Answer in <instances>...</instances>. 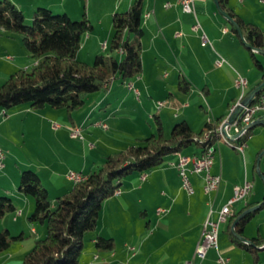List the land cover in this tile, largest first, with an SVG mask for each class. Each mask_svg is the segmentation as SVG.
Instances as JSON below:
<instances>
[{"label":"crops","instance_id":"0c3cea01","mask_svg":"<svg viewBox=\"0 0 264 264\" xmlns=\"http://www.w3.org/2000/svg\"><path fill=\"white\" fill-rule=\"evenodd\" d=\"M11 1L23 11L25 20H30L38 7L66 13L75 19L85 14L92 28L81 36L77 58L90 62L95 54L107 52L112 35V13L126 10L133 0ZM166 2L170 5L165 6ZM194 5L206 40L202 39L201 30L191 29L194 16L184 12L178 0H142L141 72L124 79L122 83L127 86L111 81L106 91L89 93L84 104L72 111L71 117L64 108L49 105L33 109L21 103L4 108L5 114L0 113V147L4 150L0 196H9L15 209L12 214L5 213L0 218V229L10 228L12 224L13 229L9 230L12 234L18 230L24 234V226L29 222L27 217L34 201L18 187L21 170H34L54 201L73 185L66 176L69 170L87 174L107 153L128 145L127 139L120 143L121 139L101 134L104 143L93 130L100 128L97 120L108 124L104 131L119 127L123 120L115 118L114 114L122 108L127 109L130 98L140 102L143 93L146 96L163 94L174 119L186 120L194 131H199L208 119L228 115L239 94L234 85L238 73L247 79V95L258 86L264 79V54L256 56L262 64L260 69L254 65L249 48L219 12L217 2L195 0ZM227 6L244 21L257 24L264 33V0H227ZM252 50L255 55L260 53ZM116 54L119 55V51ZM220 59L223 61L218 63ZM33 65L34 59L21 37L0 27V78H7L19 68L29 70ZM181 79L188 83L187 91L179 87ZM196 88H200L201 99L207 104L205 112H210L211 117L201 113L204 107L200 102L199 109L192 111L190 93ZM97 109H103L102 113ZM159 110L154 115L159 117L164 128L162 110ZM110 120L112 122L108 123ZM256 120L259 121L246 134L242 151L213 136L211 142L215 152L211 172L219 174L221 180L211 193L203 191L202 177L196 173L189 174L194 191L189 194L182 188L180 176L171 164L177 152L150 170L121 180V192L102 201L96 227L83 244L79 264H186L196 261L193 259L195 244L201 238L202 224L210 209V217L216 219L220 208L231 198L234 186L245 180L250 181V189L244 198L230 204L227 219L238 211H241L240 216L247 209H257L244 223L240 234L244 239L240 240L264 237V118ZM74 126L81 128L82 137L71 135ZM200 149L198 145L188 152H178L189 154ZM159 208L163 211L157 212ZM227 219L219 224L218 251L228 258L227 264H253V253L231 240ZM29 229L37 232L30 222ZM97 235L112 238L113 248H97ZM13 245L0 253V264L20 263L24 244H17L10 250ZM256 255L254 264H264V245L257 247ZM200 264H219L216 249L208 248Z\"/></svg>","mask_w":264,"mask_h":264},{"label":"trees","instance_id":"16d2710c","mask_svg":"<svg viewBox=\"0 0 264 264\" xmlns=\"http://www.w3.org/2000/svg\"><path fill=\"white\" fill-rule=\"evenodd\" d=\"M141 5L142 0H133L126 10L112 13V35L107 52H99L91 62H87L77 58L81 36L92 28L85 14L72 19L66 13L38 7L33 11L30 21L26 22L23 11L11 0H0V27L7 33L19 34L34 59V65L29 70L19 68L0 83V108L5 110L6 107L21 103H27L33 109L49 105L64 108L71 117L72 111L84 104L89 93L106 91L114 78L127 80L137 75L142 70ZM217 5L240 26L242 36L229 22L230 29L245 44L251 45L249 51L253 63L261 69L262 64L252 50L264 49L261 28L255 23L244 21L227 6V0H217ZM179 87L187 91L185 79L179 81ZM154 116L157 120L156 132L123 149L107 153L99 165L84 174L83 179L73 183L67 192L58 195L54 201L49 198L46 186L34 170H21L18 187L31 195L34 201L28 221L44 224L45 234L34 240L20 264H79L84 236L95 229L102 201L119 188L122 177L134 171H148L170 154L192 144H198L202 149L212 143L216 131L211 130L214 127L216 129L221 120L210 118L199 131H194L186 120H180L166 134L159 117ZM206 132L210 136L205 140ZM246 134L241 139L245 140ZM14 209L12 199L1 195L0 218ZM255 210L245 213L237 221L235 219L241 211L231 214L227 219L231 240L253 253V264L257 261V247L264 245V237L240 240L237 235L242 234L244 223ZM23 237L22 232L12 234L8 228H1L0 252ZM95 245L99 249H112L114 242L110 237L97 235Z\"/></svg>","mask_w":264,"mask_h":264},{"label":"built area","instance_id":"2783aa9c","mask_svg":"<svg viewBox=\"0 0 264 264\" xmlns=\"http://www.w3.org/2000/svg\"><path fill=\"white\" fill-rule=\"evenodd\" d=\"M195 0H178V3L181 9L184 12L191 13L194 16V22L191 25V29L194 31L201 30L202 31V39L206 40V34L202 30V27L197 19L195 12ZM170 3L166 2L165 6H169ZM148 15V13L146 14ZM180 32H177L179 35ZM105 47V45H102ZM255 49V48H254ZM223 59L218 60V63H221ZM234 85L242 91V99L240 102H235V110L240 107L239 111H243V118L241 119L240 124H233L232 119L229 120L230 117H226L223 130L233 131L240 137V141L245 146V141L241 139V137L246 134L249 130V125L256 120V118H264L263 113V104H264V89L259 91V100L256 104H253L251 108H243V100L247 96V79L241 74H237L234 79ZM137 93V91H136ZM167 103V100H159L157 102V107H161ZM1 114H5V110H1ZM97 124L101 125L103 128H107V124L101 120L97 121ZM56 125V123H55ZM211 131H221L216 130L215 127ZM71 135L82 137L81 128L79 126H74L71 130ZM215 152L214 147H203L198 152H193L189 154H184L180 152V155H177L176 159L171 162V164L176 168L180 179L181 186L187 193H192L194 191L192 182L189 178L190 173L199 174L202 177L203 183L202 188L205 193H211L215 191L220 183L221 177L219 174H215L211 172V165L213 163V157ZM3 156L1 155V147H0V165H2L1 160ZM66 176L69 180L75 183L77 180L82 179L85 175L82 172L69 170L66 173ZM144 177V175H142ZM248 180H245L242 184L234 186L233 194L231 198L228 200L226 204H224L220 210L218 211V217L216 219H212L210 217V211L205 218L202 224L201 238L196 242L193 259L196 261H188L186 264H200V261L204 258L206 251L208 248L213 247L217 251V262L219 264H227L228 258L222 255L218 251L217 245V236L219 230V224L222 221L227 219V216L231 212L230 204L236 200V197H245L246 196V188L248 184ZM121 192L120 188L116 190L115 194H119ZM163 209H157V212H161ZM17 213H20L18 211ZM125 264H132L130 262H126Z\"/></svg>","mask_w":264,"mask_h":264},{"label":"rangeland","instance_id":"374dc122","mask_svg":"<svg viewBox=\"0 0 264 264\" xmlns=\"http://www.w3.org/2000/svg\"><path fill=\"white\" fill-rule=\"evenodd\" d=\"M72 19H75V18H72ZM25 21L29 22L30 20L26 19ZM17 35H19V34H17ZM262 55H263L262 53H257L256 54L257 57H261ZM3 79L5 80L6 78H2V79L0 78V83H2L4 81ZM123 80H124L123 78L117 77V78H114L112 81H114V83L116 85L123 84V85L127 86L125 83H122ZM200 91H201L200 88H196V90L193 89L192 93H190L191 94V108H192V111H196V110L199 109V102H200L203 105V107H204L203 110L201 109V113L202 114H206L207 118L209 116L211 117L212 114H210V112H205L207 110V104H205V102L201 99ZM136 100L134 98L133 99L130 98L128 100V102H129L128 103V108L127 109H125V108L123 109L122 108L121 112H116L114 114L115 118L121 117V119L123 120L119 124L120 125L119 127H117L114 130L110 129L108 131H104V130H106V128H103L101 125L96 124L100 128H97V129L93 130L95 136L99 140L104 142V143H105V141L103 139H101V134H103L104 137L107 135L109 137L121 139L120 143H124L123 141H126V139H127L128 140L127 143L129 144V143H136L138 139L144 138V137L150 135L151 133L156 132V122H157V120H156V117L154 116V114L157 113V111L159 110L158 107H157V102L159 100H164L163 99V94L154 93V94H152V96H146L143 93L140 96V102H138V100L137 101ZM186 100H188L190 102L188 97H186ZM161 107H159V108H161ZM160 110H162L161 113H162V119H163V123H164L163 124L164 125L163 129H164V132L166 134H168L170 129H171V127H172V125L177 120L174 119V117L172 116L168 106L163 105L162 109H160ZM97 111L102 113L103 109H97ZM93 117L95 118V116H93ZM97 121H99V120H97ZM111 122L112 121L110 120L108 123H111ZM107 126H108V124H107ZM110 141H109V145H111ZM119 145L120 144L118 143L117 147H120ZM196 146H198V145L197 144H192V146H189V147L183 149V151L184 152L185 151L188 152L191 148H194ZM111 149H113V148H111ZM113 151H116V150H113ZM137 173H139V172L138 171L130 172L127 175H125L124 177H122V180L125 179L127 176H129L131 174H137ZM6 214H12V211L7 212ZM11 220H13V219L11 218ZM9 225H10V228H8V229L9 230L13 229L12 224H9ZM33 225H35V227L37 229L36 233L30 231L29 222H28V224L24 226V237H23V239L13 241L10 244V246H12L13 244H16V245H13L14 247H12L10 250H12L13 248L17 247V244H24L23 245V249H25V251L22 250V254H21L22 256H21L20 262L22 261V257L24 255V253L28 249H30L32 247V245L34 243V240L36 238L43 237L44 234H45V225L44 224L39 223V222H33ZM19 232H20V230H18L16 233H19ZM92 232L90 231V232L85 234L83 244L87 243L88 238H89V234L92 233ZM7 248L5 250H7ZM82 249H84V246L82 247ZM3 251H1V252H3ZM0 256H2V255H0ZM5 264H10V262H6Z\"/></svg>","mask_w":264,"mask_h":264},{"label":"bare ground","instance_id":"6f19581e","mask_svg":"<svg viewBox=\"0 0 264 264\" xmlns=\"http://www.w3.org/2000/svg\"><path fill=\"white\" fill-rule=\"evenodd\" d=\"M254 50H256V49H254ZM137 94H138V92H137ZM241 99H242V91H239L237 99L232 103V105L229 108L228 115L221 118V120L219 121V124H218V126L216 128V130H221V131H216V136L217 137L222 138L227 144L234 146L236 149H238L240 151L243 150V143L240 140H238L239 137L237 136V134L235 132H233V131L223 130V127H224V123H225L226 117H230L232 115H233V118H232L233 124H240L241 119L243 118V111H239L238 113L235 114L234 108H235V102H240ZM258 100H259V92L255 93L251 97V99L248 100L247 102H243V108H251V107H253V104H256L258 102ZM263 112H264V104H263ZM209 136L210 135L206 132L203 139L206 140V139L209 138ZM205 147H214V144L213 143H209ZM3 151L4 150H2V148H1V155L4 157V152ZM176 155H180V152H177ZM82 179H83V177H82ZM77 181H79V180H77ZM250 186H251V183L248 182L247 188H246V193L250 189ZM118 189L119 188H116L113 191V194H115L116 190H118ZM238 198H241V197H236V199H238ZM232 229H234V228H232Z\"/></svg>","mask_w":264,"mask_h":264},{"label":"water","instance_id":"95a60500","mask_svg":"<svg viewBox=\"0 0 264 264\" xmlns=\"http://www.w3.org/2000/svg\"><path fill=\"white\" fill-rule=\"evenodd\" d=\"M214 1L217 2V0H214ZM218 10H219V12H220L223 16H225V17L227 18V20H228L230 23H232V24L235 26V28H236L238 34L242 36V30H241L240 26H239L237 23H235V22L232 20V18L229 17V16L226 14V12H225L223 9H221L220 7H218ZM246 46H247L248 48H251V45L248 44V43H246ZM253 49H254V48H253ZM255 49H256L258 52L264 54V49H259V48H255ZM262 89H264V80H263V82L260 83L256 88H254V90H252V91L249 93V95L246 96V98L244 99L243 102H247L248 100H250L251 97H252L255 93L259 92V91L262 90ZM239 110H240V107H238V108L235 110V114L238 113ZM232 118H233V115L230 116L229 120H231ZM257 121H259V120H254V121L249 125V128H251L255 123H257ZM262 121H264V120H262ZM252 210H254V208H250V209L245 210V211H244V212H243L238 218H236L235 221H237V220H238L242 215H244L245 213L250 212V211H252ZM237 236H238V238L244 239V238H243L242 236H240V235H237Z\"/></svg>","mask_w":264,"mask_h":264}]
</instances>
